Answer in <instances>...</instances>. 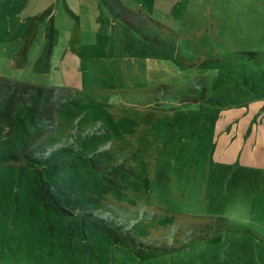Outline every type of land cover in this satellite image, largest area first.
Wrapping results in <instances>:
<instances>
[{
  "label": "rangeland",
  "instance_id": "374dc122",
  "mask_svg": "<svg viewBox=\"0 0 264 264\" xmlns=\"http://www.w3.org/2000/svg\"><path fill=\"white\" fill-rule=\"evenodd\" d=\"M120 2L158 24L123 30L130 18L106 0H0V82L69 103L42 142L99 125L141 172L120 194L75 156L44 168L62 215L38 196L34 166L0 164V264H264V166L242 161L264 150V100L241 108L235 94L264 80V0ZM107 202L151 205L148 237L168 249L139 256L77 211Z\"/></svg>",
  "mask_w": 264,
  "mask_h": 264
},
{
  "label": "trees",
  "instance_id": "16d2710c",
  "mask_svg": "<svg viewBox=\"0 0 264 264\" xmlns=\"http://www.w3.org/2000/svg\"><path fill=\"white\" fill-rule=\"evenodd\" d=\"M107 1L115 17L125 15L126 19L130 18L124 21L123 30L135 31L136 21L141 27L146 26L147 31L153 30L149 25L158 24L148 14L124 7L120 0H106V3ZM111 2L118 5L117 10L110 5ZM144 22H147V25ZM143 36L146 40L158 42L146 33ZM250 55L253 57V54ZM205 93L206 89L202 88L199 91L200 97ZM237 93H240L241 97L236 104L241 108L246 104L264 100V80L262 84H250L245 81L241 88L235 91L236 95ZM68 104L51 88L0 82V164L23 161L29 166H34L38 196L62 215H72V212L61 204L52 192L51 184L43 179L44 168L58 172L63 159L75 156L77 162L85 163L92 170L106 175L108 185L117 186L120 194L122 192L120 181L141 173L134 169L133 161H130L129 165L126 164L128 158H114L109 145L110 132L99 125L86 131L73 128L68 140L62 143L42 142L54 129L56 110ZM142 206L133 208L125 204L107 202V207L101 210V214L84 206L78 207L77 211L85 221L105 229L113 241L136 247L139 256L145 255V249L159 251L168 249L165 244H156L148 237L155 234L154 229L146 223L154 215L150 214L151 205L142 203Z\"/></svg>",
  "mask_w": 264,
  "mask_h": 264
},
{
  "label": "crops",
  "instance_id": "0c3cea01",
  "mask_svg": "<svg viewBox=\"0 0 264 264\" xmlns=\"http://www.w3.org/2000/svg\"><path fill=\"white\" fill-rule=\"evenodd\" d=\"M259 105L261 106L262 104H259ZM245 108L243 110H245ZM260 136H259L260 137L259 142H261L264 139V131L260 133ZM242 161L243 163L247 161L245 164L246 166L263 167L264 166V150H261L258 146L251 153H248V155H246L245 157H242Z\"/></svg>",
  "mask_w": 264,
  "mask_h": 264
}]
</instances>
